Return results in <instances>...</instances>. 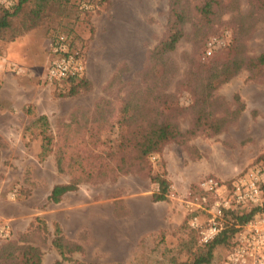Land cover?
<instances>
[{
    "label": "rangeland",
    "instance_id": "374dc122",
    "mask_svg": "<svg viewBox=\"0 0 264 264\" xmlns=\"http://www.w3.org/2000/svg\"><path fill=\"white\" fill-rule=\"evenodd\" d=\"M20 1L14 0L10 26L0 35V211L13 225L11 241H29L42 250V264H53L61 259L51 243L58 223L66 240L81 246L64 264H185L182 241L193 237L201 245L185 210L188 192L208 176L230 183L243 171L264 168V74L243 68L213 92L206 111L227 120L223 131L170 143L159 160L152 158L153 172L166 170L171 181L167 201L153 202L157 186L145 172H132L82 181L77 191L52 203L53 186L75 175L69 169L59 172L56 156L104 153L105 146L93 141L98 126L106 124L102 140L116 139L109 124L120 117L121 107L151 90L173 94L178 114L172 118L187 130L197 113L186 86L190 72L234 45L246 59L261 54L264 10L240 0L237 8L202 25L194 13L197 0H188L192 21L162 67L153 51L166 33L170 0H112L110 6L96 8L89 22L55 2L40 7L28 0L15 12ZM95 25L97 37L92 36ZM57 31L70 33L82 46L90 90L65 95L67 86L46 80V52ZM210 42L213 53L207 55ZM40 114L49 117L55 137L54 151L44 161L39 158L42 136L32 125ZM226 249L217 250L214 264L227 255Z\"/></svg>",
    "mask_w": 264,
    "mask_h": 264
},
{
    "label": "trees",
    "instance_id": "16d2710c",
    "mask_svg": "<svg viewBox=\"0 0 264 264\" xmlns=\"http://www.w3.org/2000/svg\"><path fill=\"white\" fill-rule=\"evenodd\" d=\"M28 0H21L17 5V12L21 5ZM42 7L49 3H58L62 10L68 14H75L77 18L87 16L88 22L93 17V11L99 7L111 5L112 0H34ZM257 8L264 10V0H248ZM240 0H197L194 5L196 20L202 25H210L221 12L233 10L238 7ZM187 3V4H186ZM188 0H170L167 18L166 33L164 38L153 51V59H158L162 67L168 53L173 52L178 43L185 36L186 25L192 21V14L188 9ZM0 35L10 26L8 8L0 2ZM60 31H57L59 33ZM95 33L92 30V36ZM55 34V35H56ZM73 45L82 50L74 37ZM243 68H247L255 75L264 74V51L255 58L246 59L242 56L239 46H232L222 57L215 58L206 63H197L190 72L186 86L194 96L193 107L196 108V118L191 126L183 131L173 120V115L178 114L173 105V94L154 93L153 90L140 101H126L121 107V114L117 121L109 124L110 133H116V139L102 140L101 136L106 128L98 126V134L94 133L96 143L105 146L104 153L87 158L80 153L65 155L57 154L56 165L59 172L67 169L74 172V178L67 183L55 184L48 196L52 203H59L68 193L79 189L82 181H103L111 175L128 174L132 172H145L150 181L157 186L152 194L153 202L167 201L171 189V181L166 170L164 173L153 172L151 160H159L164 148L170 143H183L201 132L210 131L218 134L227 125L225 118H215L206 111V105L213 92L223 83L236 76ZM166 72L164 71V74ZM168 80L167 76H164ZM68 92L65 95H76L81 91L90 90L91 82L85 77L69 80L65 84ZM179 109V108H178ZM239 112V110H238ZM42 136L40 160H46L54 151L55 137L49 117L40 114L32 124ZM264 212V202L259 206H250L248 212L242 209L228 211L227 223L223 231L211 242L198 245L191 237L182 241V249L187 250L188 260L185 264H214L217 250L220 247L231 251L235 246V237L238 226L243 225L257 215ZM41 228L49 231L48 224L40 217L37 218ZM34 223L30 224V228ZM5 240L0 246V264H42V250L27 240ZM51 243L58 251L61 259L53 264H64L72 254L81 250L77 243L67 241L61 225L56 223L52 233ZM228 252V253H229ZM227 253V255H228ZM226 255V256H227ZM225 256V257H226ZM225 257L218 263L220 264Z\"/></svg>",
    "mask_w": 264,
    "mask_h": 264
},
{
    "label": "built area",
    "instance_id": "2783aa9c",
    "mask_svg": "<svg viewBox=\"0 0 264 264\" xmlns=\"http://www.w3.org/2000/svg\"><path fill=\"white\" fill-rule=\"evenodd\" d=\"M6 8L16 6L14 0H0ZM210 42L206 53H213ZM46 80L61 87L69 80L87 76L84 52L73 45L68 33L59 32L51 39ZM155 157H153L154 159ZM15 197V193L12 194ZM264 202V168L254 167L239 173L230 183L208 176L199 181L196 191L186 195L185 210L189 225L197 233L201 245L211 242L227 223L226 213ZM14 235L11 220L0 211V239ZM220 264H264V212L238 226L235 246Z\"/></svg>",
    "mask_w": 264,
    "mask_h": 264
},
{
    "label": "crops",
    "instance_id": "0c3cea01",
    "mask_svg": "<svg viewBox=\"0 0 264 264\" xmlns=\"http://www.w3.org/2000/svg\"><path fill=\"white\" fill-rule=\"evenodd\" d=\"M97 34H98V27H96V25H95V33H94V37L96 36L97 37ZM51 42V41H50ZM49 46H50V43H49ZM49 48V47H48ZM48 50V49H47ZM48 51L46 52V54H47V64H48V62H49V55H48ZM153 194V193H152Z\"/></svg>",
    "mask_w": 264,
    "mask_h": 264
}]
</instances>
